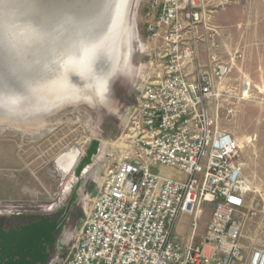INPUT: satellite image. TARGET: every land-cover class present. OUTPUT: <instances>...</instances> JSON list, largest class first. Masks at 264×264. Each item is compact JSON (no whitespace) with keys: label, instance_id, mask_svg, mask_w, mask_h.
<instances>
[{"label":"built area","instance_id":"built-area-1","mask_svg":"<svg viewBox=\"0 0 264 264\" xmlns=\"http://www.w3.org/2000/svg\"><path fill=\"white\" fill-rule=\"evenodd\" d=\"M151 9L147 41L159 72L129 112L120 155L103 163L97 195L61 264H264V248L247 251L242 242L245 210L258 206L247 165L213 116L217 85L231 67L200 62L201 0H153ZM206 205L211 217L198 238ZM182 215L192 217L185 242L174 235Z\"/></svg>","mask_w":264,"mask_h":264},{"label":"rangeland","instance_id":"rangeland-1","mask_svg":"<svg viewBox=\"0 0 264 264\" xmlns=\"http://www.w3.org/2000/svg\"><path fill=\"white\" fill-rule=\"evenodd\" d=\"M152 1H130L118 61L123 69L129 64V72L111 80L114 109L73 103L41 114L25 110L19 117L11 114L13 110L0 114V233L36 221L57 222L59 233L46 246L47 264H61L69 256L101 183L95 175L87 178L86 171L93 170L96 159L104 158L105 164L120 155L122 145L117 140L129 112L145 84L159 72L156 52L147 41ZM201 9L206 13V24L199 31L202 66L213 67L216 58L231 67L217 85L213 116L219 128L240 143L247 182L258 203L245 210L254 220H243L242 242L248 248H264V0H201ZM95 143L90 161L79 170ZM155 170L184 179L168 168ZM79 211L82 216L75 215ZM211 211V206L204 207L199 225L210 220ZM190 218L185 225L188 234ZM67 233L71 237L65 241Z\"/></svg>","mask_w":264,"mask_h":264},{"label":"bare ground","instance_id":"bare-ground-1","mask_svg":"<svg viewBox=\"0 0 264 264\" xmlns=\"http://www.w3.org/2000/svg\"><path fill=\"white\" fill-rule=\"evenodd\" d=\"M130 1L131 0H103L98 6L99 8L93 11L94 14L92 13L91 17L83 15L76 18L73 14H70L71 31H69L68 37L64 35V37L61 38L63 43L61 47L56 50V54L54 56L53 54L50 56L51 70L47 72V74L49 73L47 78L44 80L39 78L43 81L39 87L41 96L37 93L32 102L28 103L30 105L24 103L18 104L16 109H13L14 113L11 114L14 117H19L20 112L23 110H25V112H31V114H41L48 110H52L53 108L57 109V107L60 108L66 104L73 103H87L92 106L100 105L112 110L113 104L110 97L111 80L117 74L124 75V71L126 70L120 68L118 61L121 39L126 31L125 25L128 18ZM73 6L75 7L74 0H70V9L71 7L73 8ZM20 33L27 36H34L33 31L31 30L18 32L17 34L14 32L13 34L17 36L20 35ZM51 33L52 35L50 37V41L48 42L53 46L54 44L56 45L55 42L58 39L55 37L56 35L53 31ZM103 53H106L107 56L111 58L108 60L106 57L105 59V62H108L109 65L107 68L102 70L98 82L96 79L95 81H92V78L95 77L92 75L93 70L89 66L96 56ZM77 54L80 56H76ZM59 59H61V61H59ZM59 63L62 65L59 66ZM71 68L79 71L81 80L71 83L67 82L69 79L68 71ZM57 87H63V90H58ZM86 89L88 90L87 94L83 91ZM3 104L4 103L0 104V109H3ZM6 114H10V112ZM21 123L22 122H20V124ZM20 124L18 123V126H20ZM117 143L120 144V140H117ZM95 145L96 143L92 147L95 148ZM103 149L106 150V148ZM89 151L90 152L87 154L86 159H84L80 165V170L84 169L86 161H90V157L94 153V149L93 153H91V149ZM103 159L100 161V165L103 163ZM100 167L101 166L97 167V175H95L96 178H99ZM91 176H93L92 170L88 178H91ZM247 183L251 188L249 182Z\"/></svg>","mask_w":264,"mask_h":264},{"label":"water","instance_id":"water-1","mask_svg":"<svg viewBox=\"0 0 264 264\" xmlns=\"http://www.w3.org/2000/svg\"><path fill=\"white\" fill-rule=\"evenodd\" d=\"M102 1L74 0L75 7L70 9V0H0V104L4 103L3 109H0L2 113L11 112L18 104L32 102L37 93L41 96L39 87L43 81L40 79H46L49 74L47 72L51 70L50 56L56 54V50L63 43L61 38L64 35L68 37L71 31L70 14L76 18L83 15L91 17ZM28 30L33 31L34 36L13 34ZM52 31L58 39L53 46L48 42ZM106 57L109 60L106 53L99 54L89 66L95 77L92 81L96 79L98 82L102 70L108 67ZM68 75L69 83L81 80L78 70L71 68ZM57 89L63 90V87ZM91 151L93 153L92 149Z\"/></svg>","mask_w":264,"mask_h":264},{"label":"flooded vegetation","instance_id":"flooded-vegetation-1","mask_svg":"<svg viewBox=\"0 0 264 264\" xmlns=\"http://www.w3.org/2000/svg\"><path fill=\"white\" fill-rule=\"evenodd\" d=\"M128 68L129 64H127L124 75L128 74ZM91 149L95 150L93 147ZM96 161L92 170V175H97V167L100 166V161ZM90 173L91 169L86 171L85 176L88 178ZM49 222L50 221L31 222L29 225L23 226L19 230L12 229L6 233L1 232L0 264H47L49 262V255L46 246L48 244L51 245L55 241V235L59 233L60 227V224L57 222ZM70 237V234H65V241H68Z\"/></svg>","mask_w":264,"mask_h":264},{"label":"crops","instance_id":"crops-1","mask_svg":"<svg viewBox=\"0 0 264 264\" xmlns=\"http://www.w3.org/2000/svg\"><path fill=\"white\" fill-rule=\"evenodd\" d=\"M164 169V168H163ZM167 169V168H166ZM178 174H180L179 172L175 171V170H172ZM161 176L163 177H167V178H172V179H175L173 177V175H162ZM180 176V175H179ZM211 217V216H210ZM254 220V218H248V220ZM191 218L190 216L188 215H182L179 219V221L177 222L175 228H174V235H176L177 238H179L180 240H183L184 242L188 239V237L190 236L191 232L188 234L187 231H186V222L190 221ZM209 223V217L202 223V225H199L198 229H197V237L198 238H201L205 232H206V229H207V225ZM244 245V244H243ZM244 248L249 251L251 250L253 247H247L244 245Z\"/></svg>","mask_w":264,"mask_h":264},{"label":"trees","instance_id":"trees-1","mask_svg":"<svg viewBox=\"0 0 264 264\" xmlns=\"http://www.w3.org/2000/svg\"><path fill=\"white\" fill-rule=\"evenodd\" d=\"M77 214H78L79 216H82V215H83L81 211L75 213V215H77ZM78 215H77V216H78Z\"/></svg>","mask_w":264,"mask_h":264}]
</instances>
